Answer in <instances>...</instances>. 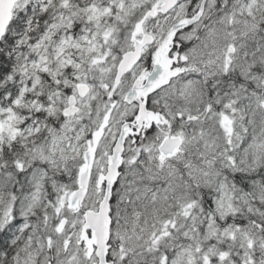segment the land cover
<instances>
[{
  "label": "snow or ice",
  "instance_id": "snow-or-ice-1",
  "mask_svg": "<svg viewBox=\"0 0 264 264\" xmlns=\"http://www.w3.org/2000/svg\"><path fill=\"white\" fill-rule=\"evenodd\" d=\"M0 264H264V0H0Z\"/></svg>",
  "mask_w": 264,
  "mask_h": 264
}]
</instances>
